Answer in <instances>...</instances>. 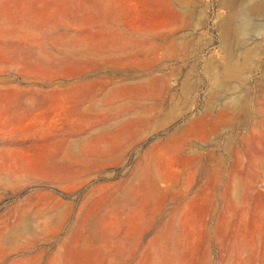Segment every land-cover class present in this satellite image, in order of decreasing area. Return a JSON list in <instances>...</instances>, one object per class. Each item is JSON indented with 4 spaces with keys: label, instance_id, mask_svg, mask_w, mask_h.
<instances>
[{
    "label": "rangeland",
    "instance_id": "1",
    "mask_svg": "<svg viewBox=\"0 0 264 264\" xmlns=\"http://www.w3.org/2000/svg\"><path fill=\"white\" fill-rule=\"evenodd\" d=\"M261 1L0 0V264H264Z\"/></svg>",
    "mask_w": 264,
    "mask_h": 264
},
{
    "label": "bare ground",
    "instance_id": "2",
    "mask_svg": "<svg viewBox=\"0 0 264 264\" xmlns=\"http://www.w3.org/2000/svg\"><path fill=\"white\" fill-rule=\"evenodd\" d=\"M252 10H256V11H259V10H263L264 9V0L255 4L252 8ZM233 31H234V28L236 31H240L242 33H248L249 30H251L252 28V24L250 22V20L247 18V16L245 15V18L240 20L238 23H233L231 25Z\"/></svg>",
    "mask_w": 264,
    "mask_h": 264
}]
</instances>
